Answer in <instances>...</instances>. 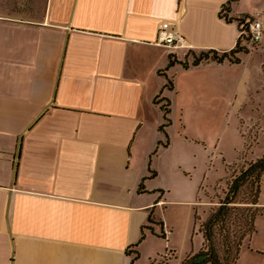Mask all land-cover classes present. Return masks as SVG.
I'll use <instances>...</instances> for the list:
<instances>
[{"label":"crops","instance_id":"1","mask_svg":"<svg viewBox=\"0 0 264 264\" xmlns=\"http://www.w3.org/2000/svg\"><path fill=\"white\" fill-rule=\"evenodd\" d=\"M226 1L46 0L39 22L0 19V264H149L154 252L147 243L161 231L170 232L164 241L174 264L201 249L198 233V247L176 254L165 223L169 202L188 205L194 219L201 184L185 201L165 199L173 185L164 176L183 187L189 177L186 155L168 156L172 145H157L163 114L154 98L170 100L169 127L173 107L183 123L194 111L205 127L212 115L207 100L228 103L238 119V155L244 118L237 98L252 75L262 78L261 63L247 59L251 73L242 54L238 65L186 70L175 63L163 72L168 56L181 62L185 54L154 39L165 22L184 47L230 51L237 19L259 16L264 24V0L232 3L231 23L219 15ZM169 78L172 90L165 89ZM166 158L171 172L161 169ZM257 206L264 215V204ZM148 225L153 233L145 229L139 242Z\"/></svg>","mask_w":264,"mask_h":264},{"label":"rangeland","instance_id":"2","mask_svg":"<svg viewBox=\"0 0 264 264\" xmlns=\"http://www.w3.org/2000/svg\"><path fill=\"white\" fill-rule=\"evenodd\" d=\"M45 3L46 0H0V19L19 22H39L44 15ZM258 17L250 19H258ZM241 43L248 51V54H245L247 57L244 59L246 67L252 73L253 64L247 59H254L253 62L257 63L260 62L263 72L262 78L264 79V38L258 43L248 44L243 41ZM171 49L176 50L182 55L185 54L181 62H186L187 64L191 63L193 57H198L200 54L209 52V50L190 49L184 46H177ZM217 53L221 54L220 52ZM172 57L173 60H176L174 55ZM235 74L231 72L230 77ZM252 76L254 78L250 87L237 98L239 100L237 102L239 105L238 109H240L239 115L245 120L254 118L255 114H259V116L258 119L252 120L250 123L239 118L240 123L238 126L243 137L244 149L239 151L238 155L233 149V146L238 144L239 139L235 133L238 119L235 116L236 111L234 112L228 103L226 105V102L223 103L214 99L207 100L212 111L217 110V107L218 110L215 112L211 111L212 115L205 127L196 123L198 120L195 116L196 114H193L194 111L188 121L183 123L182 118L179 117L178 109L173 107L171 113L172 124L170 127L168 126L164 129L168 145H172L168 156L174 155V157L180 159L185 154L184 160L188 168L185 174L189 177V182L183 187L176 180L172 181L170 178L166 179L164 176V179L173 185L172 190L169 189V195L165 199L168 201H180L184 198L183 201H185L192 194H195L196 188L201 184L199 186V193L195 198L196 202L194 203L195 212L199 216L200 221L206 219L207 217L205 216H208V213L215 208L218 198L223 196V192L232 178L239 171L247 168L250 162H254L264 155L262 152V148H264V112L262 110L264 106V88L262 78L256 74ZM180 101H183V98ZM183 137L188 141L186 146H182L181 144L182 140L180 138ZM164 142L163 137L162 143ZM213 148H215L217 154H215L213 159H206V154L210 155L214 152ZM216 155L220 156L216 157ZM167 159L169 158L163 160L161 169H168L171 172L172 165L169 164ZM262 184L263 179L261 180V188ZM246 189L241 190L238 201H247ZM262 189L260 201L264 204V188ZM164 216L165 223L172 227L173 234L170 239L176 245V254L181 256L189 251L190 248L194 249L198 247L199 237L195 236L198 235L195 228L197 224L193 221V216L188 205L169 202V206L164 211ZM255 229L256 232L252 235L250 241L246 239L243 241L237 264H264V215L256 218ZM160 234L158 232V234L154 235L160 240L155 238L147 243L146 251L150 254L154 252V257H150L149 264L156 262L158 257H161L164 252L172 251V245L170 247L164 241V236L161 237Z\"/></svg>","mask_w":264,"mask_h":264},{"label":"trees","instance_id":"3","mask_svg":"<svg viewBox=\"0 0 264 264\" xmlns=\"http://www.w3.org/2000/svg\"><path fill=\"white\" fill-rule=\"evenodd\" d=\"M237 0H227L220 10V17L227 22H232L233 19L228 17V12L231 9V4ZM247 17V16H245ZM248 18V17H247ZM250 19V18H249ZM238 26L244 23V19H237ZM246 31V30H244ZM250 43L248 36L243 35V38L236 41L233 49L230 51L218 54L216 51L209 50L207 53L193 57L191 63L173 60V55L168 56L169 62L163 72H167L175 63H180L183 69L198 67L202 63L213 62L222 64L224 62L229 65H238L241 63L242 54H248L241 42ZM211 54V55H210ZM161 74V73H160ZM163 74V73H162ZM174 88L172 78L166 79L165 89L172 90ZM154 104L159 107L163 114V120L158 126V130L164 135L165 142L158 141V147H167V135L164 131L170 125V100L160 97V94L154 98ZM157 150V149H156ZM156 153V151L154 152ZM152 153V154H154ZM150 167V158H149ZM150 176L154 173L150 171ZM264 175V155L254 162H250L243 171L234 176L227 185L223 196L218 198L215 208L208 213V216L203 221H200L199 216L194 210V223L197 224V232L201 234L202 247L193 255L187 256L181 264H237L239 253L243 245V241L248 240L256 232V218L263 215V211L257 206L259 204V195L261 188V180ZM247 188V201H238V196L241 190ZM139 192L143 191L142 184L139 185ZM147 223H153V216L147 218ZM160 223V222H159ZM162 227V223H160ZM152 229L150 225L142 227L139 242L144 240V230ZM163 232L161 231V237ZM153 235H156L153 233ZM137 245V244H136ZM128 253H130L128 251ZM137 255L135 256L136 259Z\"/></svg>","mask_w":264,"mask_h":264},{"label":"built area","instance_id":"4","mask_svg":"<svg viewBox=\"0 0 264 264\" xmlns=\"http://www.w3.org/2000/svg\"><path fill=\"white\" fill-rule=\"evenodd\" d=\"M246 30V31H244ZM246 35L250 39V43H258L264 38L263 22L258 19H246L245 22L238 26L237 36L238 40ZM184 38L168 23H161L157 29L156 39L154 44L164 46L166 48H174L177 46H184ZM169 231H164L162 236L166 239ZM172 254L170 252H164L161 257L153 264H174L172 261Z\"/></svg>","mask_w":264,"mask_h":264}]
</instances>
